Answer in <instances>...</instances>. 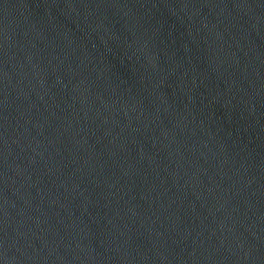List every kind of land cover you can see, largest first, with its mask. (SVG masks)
Here are the masks:
<instances>
[{
    "label": "water",
    "instance_id": "1",
    "mask_svg": "<svg viewBox=\"0 0 264 264\" xmlns=\"http://www.w3.org/2000/svg\"><path fill=\"white\" fill-rule=\"evenodd\" d=\"M0 264H264V0H0Z\"/></svg>",
    "mask_w": 264,
    "mask_h": 264
}]
</instances>
